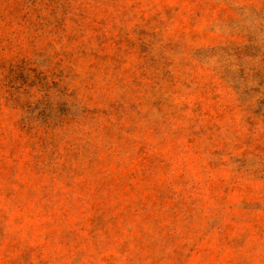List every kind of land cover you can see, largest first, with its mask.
Instances as JSON below:
<instances>
[{"label": "rangeland", "instance_id": "rangeland-1", "mask_svg": "<svg viewBox=\"0 0 264 264\" xmlns=\"http://www.w3.org/2000/svg\"><path fill=\"white\" fill-rule=\"evenodd\" d=\"M0 264H264V0H0Z\"/></svg>", "mask_w": 264, "mask_h": 264}]
</instances>
